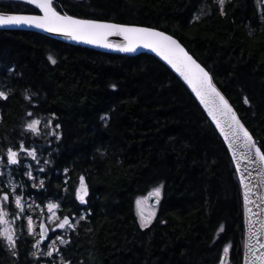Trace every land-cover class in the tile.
Segmentation results:
<instances>
[{
	"label": "trees",
	"instance_id": "16d2710c",
	"mask_svg": "<svg viewBox=\"0 0 264 264\" xmlns=\"http://www.w3.org/2000/svg\"><path fill=\"white\" fill-rule=\"evenodd\" d=\"M257 3L226 0L223 14L216 0H54V7L174 37L264 151V13ZM0 12L39 13L10 1H0ZM0 92V158L6 162L7 148L22 141L34 148L35 161L10 166L12 178L26 199L58 203L59 217L74 225L52 258L32 255L34 239L24 232L15 248L0 239V264H217L228 244L232 264L242 263L243 204L229 153L161 62L0 31ZM32 119L51 126L34 135L25 131ZM81 176L84 204L75 198ZM155 187V220L141 228L134 201Z\"/></svg>",
	"mask_w": 264,
	"mask_h": 264
},
{
	"label": "snow or ice",
	"instance_id": "6c2138e0",
	"mask_svg": "<svg viewBox=\"0 0 264 264\" xmlns=\"http://www.w3.org/2000/svg\"><path fill=\"white\" fill-rule=\"evenodd\" d=\"M29 5H34L36 9L39 10L41 14L39 15H20V14H6L0 13V26H19L27 25L37 29L44 30L49 33H56L65 36L66 38L82 41L87 44H94L104 48H111L120 52H133L138 46L150 49L155 52L157 56L161 57L166 61L187 83L191 88L192 92L195 94L196 98L199 100L200 104L203 105L205 111L211 117L212 121L215 123L216 128L219 129L221 135L224 136L225 142L229 145V150L232 151L233 156L236 155V146L244 148L246 151L243 153V158L249 162H259L264 165V151L261 147L257 146L256 141L250 135L249 131L245 128L243 123L237 117L236 112L233 110L228 100L217 90L216 86L212 83L209 73L201 67L199 63L187 51L177 42L171 35L165 34L163 31H157L153 28L147 27H135L125 24L116 23H104L96 20L89 19H79L71 15L61 14L54 7V0H25ZM221 6V11L223 14V5L225 0H217ZM111 36H119L123 38V43H112L109 40ZM48 59L51 63L55 64L56 61L53 57L49 56ZM113 87H115L113 85ZM0 98H6V94L0 92ZM27 99V97H26ZM245 103L248 100L245 99ZM31 116V113H28ZM105 119V117H101ZM41 121L37 119H32L29 123L25 125V131H31L34 135L39 134V124ZM48 126H51V121L48 122ZM56 128H60V125H55ZM53 133H49L52 135ZM57 140L61 138L59 133H55ZM254 151L255 161L251 159V154ZM21 153H26L28 157L36 159L35 149H27L24 146V142L20 143V148L14 150L13 147H8L6 150L7 164H4L3 158H0V168H8L11 165H19ZM47 163V161H45ZM39 171H43L40 168ZM67 171V170H65ZM237 172H239V167H237ZM29 179L34 180L32 170L25 173ZM5 175L4 172H0V177ZM7 191L0 190V239L7 242L10 248L16 247L17 237L15 235V222L16 221H27V232L28 234L34 235V220L31 216L27 215L25 205L27 202L23 199L25 194L23 184H17L12 178L11 170L7 173ZM3 181L0 180V184ZM240 184L244 189V207L245 212L249 213L250 209L248 205L253 201L250 200L249 196L252 189L246 184L245 177L241 174ZM33 187H43V181L40 185L33 184ZM19 191L20 194H17ZM88 195V188L85 184V178L81 176L79 178V186L75 190V198L81 204L86 203L85 197ZM161 195V188L156 187L151 192H149V197H154L155 202H159ZM148 197L138 199L136 201L137 205V215L140 217V227L145 228L151 223L154 211H149L145 216L143 209L141 208L142 203L147 200ZM264 200V196L260 197ZM14 204L17 212L11 220L7 219L11 214L8 212V208ZM39 207V205H35ZM49 215L47 216V221L52 222L54 219H58L56 216V209L59 208L58 203L48 202L46 205ZM27 209L32 210L33 204H27ZM84 217L81 216L80 219ZM251 221L248 220L246 216V225L250 224ZM65 226L68 228H73L74 225L70 223V218L65 216L56 227L59 229H64ZM40 239L32 245L34 249L40 251L41 241L45 239L48 229L45 227L43 217L39 224ZM222 230V228H221ZM252 236L257 234V231L264 230V222H261L257 231H252L251 228L248 229ZM60 244H66L67 241L63 240L59 236L56 237ZM55 243V241H53ZM260 248H264V242H258ZM254 247V246H253ZM253 247L245 244L246 255L245 264H250L247 252H252ZM58 249L49 246L47 252L41 254L51 257L54 252ZM225 253L229 252V247H225L223 250ZM16 253L13 252V255ZM36 255V253H32ZM255 259L259 261V264H264V253L259 256H255ZM221 264H224L222 259Z\"/></svg>",
	"mask_w": 264,
	"mask_h": 264
},
{
	"label": "water",
	"instance_id": "95a60500",
	"mask_svg": "<svg viewBox=\"0 0 264 264\" xmlns=\"http://www.w3.org/2000/svg\"><path fill=\"white\" fill-rule=\"evenodd\" d=\"M0 1H10V2H19V3L27 4L25 2V0H0ZM27 5H29V4H27ZM30 6L35 8L34 5H30ZM36 10L39 12L38 9H36ZM0 13H4V12H0ZM6 14H16V13H6ZM39 14H41V13L39 12L38 14H20V15H39ZM61 14H65V13H61ZM99 22L113 23V22H107V21H99ZM116 24H118V23H116ZM129 26H135V25H129ZM135 27H141V26H135ZM155 30H157V29H155ZM0 31H28V32L36 33V34L42 35L44 37H47L49 39L61 42L63 44L71 45V46H79L82 48H89V49L97 50V51L104 52V53H111V54H118V55H125V56L148 55V56L155 58L159 62H161L166 68H168L170 70L171 73H173V75L179 80V82L185 87V89L192 95L193 99L195 100L197 105L200 107V109L203 112V114L205 115L206 119L209 121L211 126L214 128V130L218 133L219 137L222 139V141H223V143H224V145H225V147L229 153L231 161L233 163V166H234V169H235V172L237 175L238 183L240 186V192H241V198H242V204H243L244 236H243V253H242V263L241 264H245V255H246V251H247L245 248V244H248L250 247L254 246L253 251L255 252V256H259L261 253H264V248H260L259 243H258V242H264V230L257 231L260 223L264 222V200L260 199L261 196H264V165H261L258 161L257 162H249L248 160H245L243 158L242 154L245 153L246 150L244 148L239 147V146H236V155H235V157L233 156L232 151L229 150L228 143L225 142L224 136L221 135L219 129L216 128L215 123L212 121L211 117H209V115L205 111L203 105L200 104L199 100L196 98V96L192 92L191 88L187 85V83L183 80V78L179 75V73H177L166 61L161 59V57L157 56L156 53L151 51L150 49L143 48L140 46H138L136 48V50L133 52H120V51H117V50H114L111 48H104V47H100V46H97L94 44H87V43H84L82 41L72 40V39L66 38L63 35L56 34V33H49V32H46L44 30L37 29L34 27H30L27 25L0 26ZM157 31H160V30H157ZM165 34H167V33H165ZM167 35H169V34H167ZM109 40L112 43H116V44L124 42L123 38L119 37V36H111V37H109ZM209 76L212 80L211 74H209ZM212 83H213V81H212ZM216 88L218 91H220L217 86H216ZM220 93L223 95V93L221 91H220ZM233 110H234V108H233ZM236 114H237V112H236ZM237 117H238V114H237ZM251 159L253 161H255L254 151L251 154ZM237 167H239V172H237ZM241 174L245 177L246 184H248V186L252 189V192H251L249 198L253 202L248 205V208L250 209L249 213L245 212L244 196H243L244 189L241 187V184H240ZM246 216H247L248 220L251 221V223L247 224V225H246ZM42 217H43V221L45 223V227L48 229L47 224L45 222V218H44V216H42ZM41 218L39 220V224L41 222ZM249 228H251L252 231H257V234L255 236H252L251 232H249V230H248ZM39 232H40V228L38 225V235H39ZM49 237H50V232L48 229V232L45 236V239L43 241H41V245H43L49 239ZM39 239H40V236H39ZM247 255H248L250 264H259V261H257L255 259V256H253L252 252H247Z\"/></svg>",
	"mask_w": 264,
	"mask_h": 264
},
{
	"label": "rangeland",
	"instance_id": "374dc122",
	"mask_svg": "<svg viewBox=\"0 0 264 264\" xmlns=\"http://www.w3.org/2000/svg\"><path fill=\"white\" fill-rule=\"evenodd\" d=\"M261 1L264 2V0H261ZM37 120H39V119H37ZM39 121H41V123L38 126L39 127V134H40L41 133V127L44 125V123H48L50 120H46V121L39 120ZM50 132H52V129H50ZM29 160L30 161L31 160L35 161V159H33L32 157H28L26 153H21V155H20V163L19 164L24 165L27 162H29ZM4 164L5 165L7 164V159H6V162H4ZM9 170H10V166H8V168H0V172H4L5 173V175L3 177H0V180H2L4 185H5L4 188H0V190H3V191H7L8 190L7 189V179H8L7 173H8ZM13 180H15V179H13ZM14 182H16L18 184V182L16 180ZM153 189L154 188L150 189L145 195L138 196L135 199V201H134L135 215H136V218H137V221H138L139 225H140V217L137 215L136 201L138 199H141V198H144V197H148V199L145 200L142 203L141 208L143 209L145 216L148 214L149 211H154L155 215L153 216L151 223H153V221L155 220L159 202H155V198L154 197H149L148 196L149 192H151ZM17 194H20L19 191H17ZM160 198H161V195H160ZM160 198H159V200H160ZM23 199L27 202V204H33V209L32 210L27 209V204L25 205V208H26V211H27V215L31 216L33 218L34 222H35V224H34V233L35 234L31 235V236L28 234V232H27V221L25 220V221H23V223H21V221H16L15 222V235H16V237H18L20 232L21 233L24 232V234H26V236L32 237L34 239L33 244H35L36 241L39 240L38 225H39L40 217L43 215L44 218H45V222H46V224L48 226V229L50 231V237L43 245H40V251H37V249H34L33 247H32V250H34V252L36 253V256L40 255L39 257H41V256L42 257H46V255H43L41 253L47 252L49 250V246L57 248V246L60 244V242H59V240L56 239V237L59 236L60 238L63 239V236L61 234H64L70 228H68L67 226H65L64 229H59V228L56 227V224H58L60 222V220L63 219V218L59 217V214H58V209L59 208L55 210L56 211V216L58 217V219H54L52 222H48L47 221V216L49 215V213L47 211L46 205L50 201H47V202H45L43 204H36V203H33L30 200L26 199L24 196H23ZM51 202H53V201H51ZM53 203H55V202H53ZM35 205H39V207H35ZM7 210L11 214L9 217H7V219L11 220L12 217H14L16 215L17 210H16L14 204L11 207H9ZM70 223H73V221L71 219H70ZM150 224H148V226ZM51 234H53L52 237H51ZM53 241H55V243H53ZM2 242L6 245V247L8 246V248L11 249L6 241L2 240ZM226 246L229 247V252L225 253L224 251H222L221 258H220V260H219V262L217 264H221L222 259L224 261V264H232V262L230 260V245L229 244L225 245L224 248ZM224 248L222 250H224ZM49 258H52V257H49Z\"/></svg>",
	"mask_w": 264,
	"mask_h": 264
},
{
	"label": "flooded vegetation",
	"instance_id": "af4514ba",
	"mask_svg": "<svg viewBox=\"0 0 264 264\" xmlns=\"http://www.w3.org/2000/svg\"><path fill=\"white\" fill-rule=\"evenodd\" d=\"M258 3H257V8H258V11L263 14L264 13V2L261 1V0H256Z\"/></svg>",
	"mask_w": 264,
	"mask_h": 264
}]
</instances>
